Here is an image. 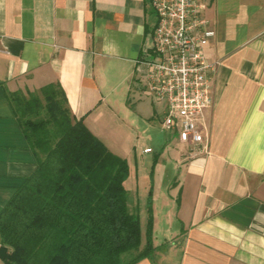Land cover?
Returning <instances> with one entry per match:
<instances>
[{"label": "crops", "instance_id": "crops-1", "mask_svg": "<svg viewBox=\"0 0 264 264\" xmlns=\"http://www.w3.org/2000/svg\"><path fill=\"white\" fill-rule=\"evenodd\" d=\"M202 2L214 31L203 49L215 65L207 152L163 131L155 157L174 161L171 179L151 186L158 248L133 264H264V0ZM156 22L151 0H0V210L36 165L7 94L59 83L119 156L139 129L160 127L164 104L142 90L140 64Z\"/></svg>", "mask_w": 264, "mask_h": 264}, {"label": "trees", "instance_id": "trees-1", "mask_svg": "<svg viewBox=\"0 0 264 264\" xmlns=\"http://www.w3.org/2000/svg\"><path fill=\"white\" fill-rule=\"evenodd\" d=\"M7 99L36 165L0 210L4 264H133L151 257L158 248L151 194L141 248L139 215L127 208V161L72 114L61 85Z\"/></svg>", "mask_w": 264, "mask_h": 264}, {"label": "built area", "instance_id": "built-area-1", "mask_svg": "<svg viewBox=\"0 0 264 264\" xmlns=\"http://www.w3.org/2000/svg\"><path fill=\"white\" fill-rule=\"evenodd\" d=\"M157 22L149 59H142V90L164 104L160 129L188 148L207 152L201 120L211 106L215 65L203 53L214 36L202 14V0H151ZM150 153V148L144 149Z\"/></svg>", "mask_w": 264, "mask_h": 264}, {"label": "rangeland", "instance_id": "rangeland-1", "mask_svg": "<svg viewBox=\"0 0 264 264\" xmlns=\"http://www.w3.org/2000/svg\"><path fill=\"white\" fill-rule=\"evenodd\" d=\"M162 103V102H160ZM140 133L121 147V157L125 158L128 164V175L124 181L127 196V208L129 212L140 215L142 218V237H145L147 223V206L151 186L158 189L161 185L160 180H164V185L173 176L170 168L173 166V157L164 152L162 157L158 156L161 150L160 143L164 141L166 133L160 129L157 123H152L145 127ZM128 144V145H127ZM145 148H150L149 154L144 153ZM158 160V161H157ZM168 167L163 172L162 168ZM163 177V179H161ZM162 184V185H163ZM133 252L132 254H134Z\"/></svg>", "mask_w": 264, "mask_h": 264}]
</instances>
